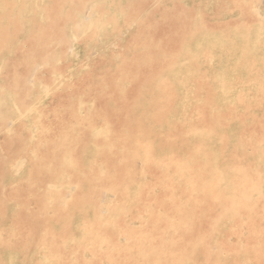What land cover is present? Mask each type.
<instances>
[{
  "label": "bare ground",
  "instance_id": "obj_1",
  "mask_svg": "<svg viewBox=\"0 0 264 264\" xmlns=\"http://www.w3.org/2000/svg\"><path fill=\"white\" fill-rule=\"evenodd\" d=\"M0 264H264V0H0Z\"/></svg>",
  "mask_w": 264,
  "mask_h": 264
},
{
  "label": "rangeland",
  "instance_id": "obj_2",
  "mask_svg": "<svg viewBox=\"0 0 264 264\" xmlns=\"http://www.w3.org/2000/svg\"><path fill=\"white\" fill-rule=\"evenodd\" d=\"M87 16H85V18H88L89 17V14H86ZM93 51V53H97L98 52V49L96 48V49H93L92 50ZM104 199H105V201L106 202H111L112 201V199H113V197L109 194V195H106L105 197H104Z\"/></svg>",
  "mask_w": 264,
  "mask_h": 264
}]
</instances>
